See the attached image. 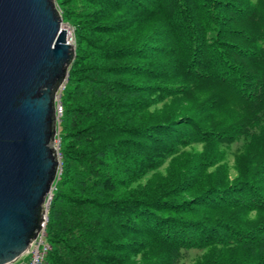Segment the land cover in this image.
Masks as SVG:
<instances>
[{
  "label": "trees",
  "instance_id": "trees-1",
  "mask_svg": "<svg viewBox=\"0 0 264 264\" xmlns=\"http://www.w3.org/2000/svg\"><path fill=\"white\" fill-rule=\"evenodd\" d=\"M48 264H264V0H54Z\"/></svg>",
  "mask_w": 264,
  "mask_h": 264
},
{
  "label": "water",
  "instance_id": "water-1",
  "mask_svg": "<svg viewBox=\"0 0 264 264\" xmlns=\"http://www.w3.org/2000/svg\"><path fill=\"white\" fill-rule=\"evenodd\" d=\"M54 0H0V264L27 249L58 174L55 99L74 57Z\"/></svg>",
  "mask_w": 264,
  "mask_h": 264
},
{
  "label": "built area",
  "instance_id": "built-area-1",
  "mask_svg": "<svg viewBox=\"0 0 264 264\" xmlns=\"http://www.w3.org/2000/svg\"><path fill=\"white\" fill-rule=\"evenodd\" d=\"M69 36H70V33H69ZM70 41H71V37H70ZM63 83L60 86L59 91L63 88L64 86ZM54 109H55V116H56V133H55V138L53 140V146L56 148L58 152L59 138L57 137V127H58V124L60 122L61 115H62V105L59 101V95L56 96ZM59 171H60V167L58 168V173ZM53 191L54 190L52 189L50 190V192L48 193V195L46 196L43 202V208H44V212L42 214L43 218L40 222L41 226L38 232L36 233V236L33 239H31V242L29 243L24 253H22L20 256H18L15 260H13L9 264H48L46 260V254L48 253L50 249V245L48 244L46 240L45 223L47 220V209H48L49 201L53 194Z\"/></svg>",
  "mask_w": 264,
  "mask_h": 264
},
{
  "label": "rangeland",
  "instance_id": "rangeland-1",
  "mask_svg": "<svg viewBox=\"0 0 264 264\" xmlns=\"http://www.w3.org/2000/svg\"><path fill=\"white\" fill-rule=\"evenodd\" d=\"M55 2V1H54ZM55 5H56V3H55ZM56 7H57V5H56ZM58 8V7H57ZM59 10V9H58ZM62 18V17H61ZM62 22H63V24H64V27L66 28V30L68 31V34H69V32H70V37H71V41H70V38H69V41H70V43H72L73 44V39H72V28L71 27H69L63 20H62ZM69 36V35H68ZM66 78V77H65ZM56 146H57V144H56ZM57 178V177H56ZM56 178H55V180H56ZM54 184H55V181H54ZM54 184H53V187H52V190H54Z\"/></svg>",
  "mask_w": 264,
  "mask_h": 264
},
{
  "label": "bare ground",
  "instance_id": "bare-ground-1",
  "mask_svg": "<svg viewBox=\"0 0 264 264\" xmlns=\"http://www.w3.org/2000/svg\"><path fill=\"white\" fill-rule=\"evenodd\" d=\"M70 33V32H69ZM68 34V33H67ZM28 247V246H27ZM11 263V262H10Z\"/></svg>",
  "mask_w": 264,
  "mask_h": 264
}]
</instances>
